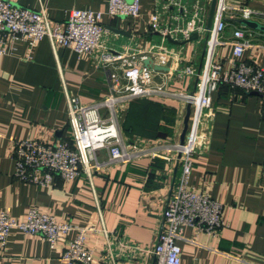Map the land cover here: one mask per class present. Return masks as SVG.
<instances>
[{
    "label": "crops",
    "instance_id": "obj_1",
    "mask_svg": "<svg viewBox=\"0 0 264 264\" xmlns=\"http://www.w3.org/2000/svg\"><path fill=\"white\" fill-rule=\"evenodd\" d=\"M5 1L15 8L44 10L52 24H63L73 9L98 12L107 6V0ZM227 2L229 6L253 10L257 14L254 21L264 24V0ZM154 5L153 0H140L136 19L104 17L106 44L116 51L135 48L139 55L147 56L149 64L144 66L152 70L150 86H163L164 92L191 93L194 81L175 76L186 65L200 69L208 35L197 37L193 40L196 43L174 45L162 66L160 55L150 52L152 46L166 42L156 45L152 41L158 37L150 31ZM237 28L240 26L227 23L224 40L231 39ZM245 40L248 47L241 62L264 68V33L248 30ZM215 57L229 59L231 47L221 46ZM117 75L123 80L120 72ZM125 83L122 81V85ZM64 89L83 105L111 93L105 72L92 59L60 47L54 52L46 39L38 42L31 53L19 45L16 51L0 56V212L21 219L29 209L36 208L75 229H93L86 235V246L95 253L94 264H154L149 251L162 228V213L180 175L178 156L168 149L177 140L179 143L187 106L176 99L139 100L156 104V116L149 118L155 125L154 133L158 134V127L169 132L159 137H149L147 131L148 135L137 130L125 133L122 122L136 101L125 106L120 131L124 140L139 151L132 162L110 164L107 152L98 151L91 165L97 162L99 167L92 170L90 179L84 173L70 183L57 177L48 188L16 181L10 157L15 142L52 143L68 137ZM210 99L189 187L207 191L222 204L225 226L213 236L183 227L178 242L180 264H264V101L225 87L211 93ZM170 116L172 123L168 124ZM147 126L151 127L148 122ZM154 152L166 159L152 157ZM75 235L76 231H71L65 241L73 240ZM63 247V241L50 248L37 237L13 230L0 264H65L61 259Z\"/></svg>",
    "mask_w": 264,
    "mask_h": 264
},
{
    "label": "built area",
    "instance_id": "obj_2",
    "mask_svg": "<svg viewBox=\"0 0 264 264\" xmlns=\"http://www.w3.org/2000/svg\"><path fill=\"white\" fill-rule=\"evenodd\" d=\"M155 13L150 22V31L161 42H189L207 33L202 65L197 70L193 64L186 65L176 73V79L194 81L191 93L164 92L163 86H150L152 70L144 66L147 56L131 51H116L106 44L107 31L102 25L104 17L138 18L140 0H107L104 11L70 10L63 24H52L44 10L31 11L15 8L0 0V56L16 51L17 46H26L32 52L38 42L46 39L55 52L60 47L92 59L106 75L110 95L88 105L64 89L67 103L68 137L56 142L22 140L15 142L10 151L14 162L13 178L23 184L48 188L54 178L65 183L77 180L81 173L88 179L92 170L98 168L95 160L98 151H106L108 163H129L139 156L134 144L126 142L120 131L121 112L129 103L142 99H176L190 106L188 128L184 143L178 140L169 147L180 166V175L173 186L162 213V228L149 254L154 264H180L181 248L178 244L183 227H192L209 236L215 235L225 224L222 204L213 200L205 190L189 187L193 157L197 152L200 130L206 111L210 109V95L220 87L256 93L264 101V68L241 62L248 47L245 33L240 28L232 32L231 39L224 40L226 18L254 20L257 14L245 6H229L227 0H217L212 27L206 31V6L210 0H153ZM169 42V41H168ZM231 47L229 59L216 58L221 46ZM150 52L160 55L163 66L170 53L163 46H152ZM176 71V69H175ZM121 73L123 80L119 79ZM122 81L126 83L122 85ZM162 158L160 153H151ZM13 230L45 241L50 248L64 242L61 259L65 264H94L95 253L86 246V235L93 229H75L66 222H59L49 212L32 208L21 219H14L0 212V257L6 250ZM75 230L73 240L65 237ZM107 237V235H105ZM109 251V246H107ZM109 256H111L109 254ZM255 264V263H251Z\"/></svg>",
    "mask_w": 264,
    "mask_h": 264
},
{
    "label": "trees",
    "instance_id": "obj_3",
    "mask_svg": "<svg viewBox=\"0 0 264 264\" xmlns=\"http://www.w3.org/2000/svg\"><path fill=\"white\" fill-rule=\"evenodd\" d=\"M157 106L156 104H152L151 102H143L137 100L136 103H133L128 109L124 120L122 122V129L125 133L129 134L135 130L140 133L149 134V137H159L168 135V131L166 128H157L158 134H155V125L153 122L149 121V118H153L156 116ZM148 125L151 126L148 128ZM168 124L172 123V117L170 116V120L167 122ZM154 128V129H153Z\"/></svg>",
    "mask_w": 264,
    "mask_h": 264
},
{
    "label": "water",
    "instance_id": "obj_4",
    "mask_svg": "<svg viewBox=\"0 0 264 264\" xmlns=\"http://www.w3.org/2000/svg\"><path fill=\"white\" fill-rule=\"evenodd\" d=\"M216 4H217V0H210L208 15H207V19H206V25H205L206 31H209L212 27V22H213ZM226 22L237 24V25H239L243 28H246L248 30L259 31V32L264 33V24H259L258 22L254 21V20H245V19H239V18H235V19L226 18ZM109 30L115 34L127 36V34H125V32H123L121 30H115V29H111V28H109ZM195 39H197V35L193 34L190 38V41H193ZM168 41H169V43H171L173 45H178V46L185 44V42H177V41H171V40H168ZM148 64H149V61L144 62V65H148ZM156 69L163 70L162 68H156ZM250 94L258 96L256 93H250ZM189 116H190V106L187 105L186 114H185L184 120H183V128H182L181 134L179 136V145L180 146H182L184 143L185 134H186V131L188 128ZM178 158H179V155H178Z\"/></svg>",
    "mask_w": 264,
    "mask_h": 264
},
{
    "label": "rangeland",
    "instance_id": "obj_5",
    "mask_svg": "<svg viewBox=\"0 0 264 264\" xmlns=\"http://www.w3.org/2000/svg\"><path fill=\"white\" fill-rule=\"evenodd\" d=\"M209 5H210V1H209V4H207V6H206V9H207V10H206L205 13H207V14H208V10H209ZM206 17H207V15H206ZM152 41H153L156 45L161 44V40H160V38L157 37V36H154V37L152 38ZM192 42H195V41H192ZM195 43H196V42H195ZM163 46L166 47L167 50H169V51H171V49L174 48V45H172V44L169 43L168 41H166V42L163 44ZM196 47L199 49V43L196 44Z\"/></svg>",
    "mask_w": 264,
    "mask_h": 264
}]
</instances>
